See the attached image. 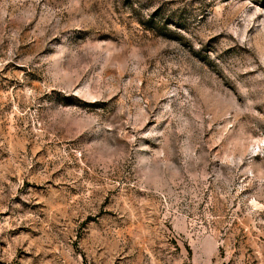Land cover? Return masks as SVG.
<instances>
[{
	"label": "rangeland",
	"instance_id": "1",
	"mask_svg": "<svg viewBox=\"0 0 264 264\" xmlns=\"http://www.w3.org/2000/svg\"><path fill=\"white\" fill-rule=\"evenodd\" d=\"M0 264H264V0H0Z\"/></svg>",
	"mask_w": 264,
	"mask_h": 264
}]
</instances>
